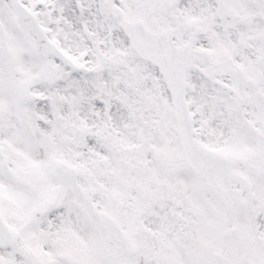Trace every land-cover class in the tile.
<instances>
[{
    "label": "snow or ice",
    "instance_id": "1",
    "mask_svg": "<svg viewBox=\"0 0 264 264\" xmlns=\"http://www.w3.org/2000/svg\"><path fill=\"white\" fill-rule=\"evenodd\" d=\"M0 264H264V0H0Z\"/></svg>",
    "mask_w": 264,
    "mask_h": 264
}]
</instances>
